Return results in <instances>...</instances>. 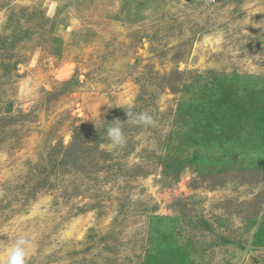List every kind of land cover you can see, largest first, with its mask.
Here are the masks:
<instances>
[{"label":"rangeland","instance_id":"rangeland-1","mask_svg":"<svg viewBox=\"0 0 264 264\" xmlns=\"http://www.w3.org/2000/svg\"><path fill=\"white\" fill-rule=\"evenodd\" d=\"M127 104L154 124L108 150ZM17 234L27 264H264V0H0V260Z\"/></svg>","mask_w":264,"mask_h":264},{"label":"clouds","instance_id":"clouds-1","mask_svg":"<svg viewBox=\"0 0 264 264\" xmlns=\"http://www.w3.org/2000/svg\"><path fill=\"white\" fill-rule=\"evenodd\" d=\"M109 107L112 105L107 104ZM122 106L127 113L128 119L125 122H121L119 119L115 120L113 124L109 125L106 129V138L108 144L106 145L108 150L119 149L126 145V135L123 130V123H129L137 126H151L154 124L153 117L147 113H134L131 104L119 105ZM96 124V117H91ZM89 119V118H88ZM97 126V124H96ZM98 128V127H97ZM14 242L7 250L3 260H0V264H27V258L30 251L33 250V240L27 234H17L14 236Z\"/></svg>","mask_w":264,"mask_h":264}]
</instances>
